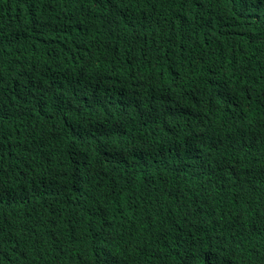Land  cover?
I'll return each instance as SVG.
<instances>
[{"label":"trees","instance_id":"obj_1","mask_svg":"<svg viewBox=\"0 0 264 264\" xmlns=\"http://www.w3.org/2000/svg\"><path fill=\"white\" fill-rule=\"evenodd\" d=\"M131 181L110 252L86 213ZM177 240L181 264H264V0H0V264H162Z\"/></svg>","mask_w":264,"mask_h":264},{"label":"clouds","instance_id":"obj_2","mask_svg":"<svg viewBox=\"0 0 264 264\" xmlns=\"http://www.w3.org/2000/svg\"><path fill=\"white\" fill-rule=\"evenodd\" d=\"M138 181H131L124 185H122L120 188L116 191V197H101V200L97 199L96 203L98 205L93 208L90 207L87 210L86 217H85V230L88 234H92L96 237H105L107 238V235L110 234V240L112 243V246L109 248L111 251H125L130 247V236L131 233L126 229V224L128 223L125 221V219L129 216L135 218L139 212V206L136 205L134 197L129 196L127 194V191L134 186L140 187ZM125 192V197H120L117 195L118 192ZM112 200V211L113 216L111 219V222L109 225L106 224L101 218L98 217L97 211L100 209L101 206L104 204L111 202ZM207 199H203V201H206ZM95 203V204H96ZM125 221V224L122 227L123 222ZM115 229L117 233L121 236V239L115 243L114 238L111 236V231ZM190 228H185L183 224L180 227V230L178 229V234H186L189 231ZM216 236L212 233H206L203 235L200 241V243H214ZM182 245L177 240L174 245L168 250L167 253H175V256L170 260H163L162 264H181L180 254L182 252ZM107 249V251L109 250ZM166 253V254H167ZM69 252L66 249L60 248L58 250V254L55 255V259L57 260L60 257H66L67 259L69 257ZM193 258V257H192ZM218 262V261H216ZM221 263V262H220ZM188 264H201L198 261L194 260Z\"/></svg>","mask_w":264,"mask_h":264}]
</instances>
